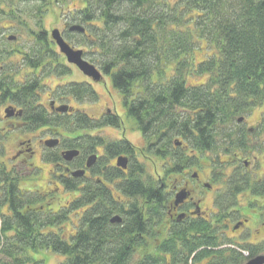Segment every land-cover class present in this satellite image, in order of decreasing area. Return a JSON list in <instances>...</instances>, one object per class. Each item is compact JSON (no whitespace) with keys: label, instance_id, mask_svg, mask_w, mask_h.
<instances>
[{"label":"trees","instance_id":"trees-1","mask_svg":"<svg viewBox=\"0 0 264 264\" xmlns=\"http://www.w3.org/2000/svg\"><path fill=\"white\" fill-rule=\"evenodd\" d=\"M83 3L82 8L69 12L72 22H67L63 37L82 48L83 58L110 77L127 117L142 134L144 146L134 153L128 142L105 144L97 136L82 142L73 137L61 143L67 150H80L70 166L73 171L81 170L84 160L100 145H106L110 156L122 153L131 160L126 173L115 169L105 175L108 182L117 181L118 195L96 179L85 180L81 186L84 179L60 176L64 188L78 195L53 213L41 211L42 196L21 189L18 171L0 163V264H28V252L44 249L64 256L59 264H129L138 249L148 247L157 232H162L153 229L162 216L164 199L156 194L158 182L144 175L145 165L137 161V153L145 159L147 155L161 161L169 158L164 162L165 174L191 168L204 152L214 154L218 165L220 154L233 157L237 151L245 152L250 142L246 138L249 132H232L233 122L256 107H264V0ZM51 7V0H0V106L9 102L22 109L19 120L27 132L45 126L53 127L59 135L71 131V126L72 131L119 127L122 122L115 113L102 119L80 111L58 115L36 104L41 86L38 75L71 73L43 28ZM3 21L23 33L24 47L10 48L13 41L4 38L9 29ZM71 25H80L85 32H71ZM200 41L208 51L195 63ZM14 56L21 62L15 73L26 67L35 78L17 82L10 76ZM202 76L206 81L189 82L191 77ZM54 93L79 102L92 103L98 98L87 82L58 83ZM261 116L252 137L264 135V111ZM258 148L264 150V136ZM59 150L49 159L55 165L63 162ZM233 183L231 191L242 184L241 180ZM118 199L121 204L115 202ZM145 200L144 208L141 202ZM227 200H232L230 195ZM70 212H79L78 227L63 237L54 227L64 224ZM113 215H120L122 221L112 224L109 219ZM172 236L177 242L172 243L168 233L152 254H144L135 264H197L205 260H209L207 264H244L243 252L253 253L250 248L240 252L221 248L223 243L208 223L177 224Z\"/></svg>","mask_w":264,"mask_h":264},{"label":"rangeland","instance_id":"rangeland-1","mask_svg":"<svg viewBox=\"0 0 264 264\" xmlns=\"http://www.w3.org/2000/svg\"><path fill=\"white\" fill-rule=\"evenodd\" d=\"M83 2L84 0H51L52 7L49 13L45 15V19L43 21V28L47 32L48 39L52 40L50 37L52 30L57 28L60 31H63L65 28L64 24H67V22H72L70 20V16H68L69 12L82 8L84 5ZM1 24L9 29L4 32V38L13 36L16 37L14 38L13 42H10V48L20 49L24 47L25 36H23V33H18V31L10 29L13 24L8 21H3ZM72 46L77 50L82 49L77 48L75 45ZM54 49H56L58 55H61L56 47H54ZM207 51L208 49L206 43L204 41L198 42L196 45V51L194 53L195 63H198L204 59ZM61 57L64 64L68 67L71 73L68 76L64 75L58 77L54 75H49L47 77L44 75H38L37 79L41 82V86L38 90L39 98L36 104H42L46 109H48L49 102L52 100L55 101V99L58 98L54 93L55 86H57L58 83L69 84V82H87V84L92 86L94 91L97 92V100L92 103L86 102L85 100L79 102L74 100L72 97H69L67 99L59 100L58 103L68 105L72 110L71 115L78 113L75 112V110L78 108L80 109V112L87 113L92 118L102 117V115H104V113H108L107 110H109L115 112L120 117L122 124L118 128L115 127V129L108 126L104 129H82L75 131H72L74 130V126H71V131H64L61 135L53 136L52 134L55 133L53 127H39V129H36L35 131H25L24 128L16 125V120L7 119L4 117V109L9 105V102H6L4 105L0 106V138L2 139V141L0 139V163L4 164L7 169L18 171L21 189L28 190L30 192L33 191L39 193L42 196L40 210H43L44 212H47L48 208L53 211L58 209L60 206H64L66 201L71 200L74 196H76V194L73 195L72 192H69L62 186L60 180V171L62 170L61 167L49 161L51 154L54 151H58V149L46 148L42 143L43 140L45 141L51 137H57L60 140V143L66 144L73 137L80 138V142H82L86 137L89 138V136H99L106 142H112L120 138L123 134V131H125L124 134L126 135L127 139L135 146L136 149H140V147L144 146L140 133H138V131H136L134 128V122H132L130 118L127 117L126 111H124L121 94L112 86L110 77L108 75H103L102 71H100L102 73V81L100 83H94L92 80L84 76L81 71L77 70L75 66L67 63L62 55ZM11 61V65L14 66L12 67L13 72H11V70L9 71L12 73L10 76H13L14 80L21 82L26 81V79H32L33 77L35 78V76L30 75V72L26 67L25 69L20 70V73H15L18 70L17 67L21 64L18 56H14ZM204 81H206L205 76L191 77L189 79V82H191L193 85ZM263 111L264 107H256L250 113L241 115L240 117L244 118L241 125L247 126L248 128L255 127L258 121L262 118L261 114ZM236 122L237 119L233 122L234 125ZM257 136L259 138H257L256 142L253 140L254 143H260V140L264 135L261 133ZM257 145L259 146V144ZM260 150L263 149L257 147V150L255 149L254 152H250L246 157H249L251 160H253V156H256L261 167H258L257 169V164L252 162L253 167L251 169L256 171L257 174H264V153H259ZM137 154L140 155L139 162H142L145 165L144 175L151 176L154 178V180H159L169 186L172 184L174 179H179L180 177L181 179L185 177L186 180H189L192 172L194 171L192 168H190L187 171H183L181 173L182 175L168 177L163 175V172L165 171L164 160L161 161V159H156L152 155L147 154L146 155L148 157H146L148 159H145L141 154ZM230 157L231 156H228L227 154H220L217 159L222 163V165H224L223 163L225 160L229 161ZM194 164L200 165L199 174L201 179L206 178V176L209 174L208 171H210L211 174L213 173L214 176L218 175L219 172H222V170H220L219 164L217 165L216 163L214 154L211 152H204L203 154L198 155L196 160H194ZM223 171L225 172L224 169ZM94 174L96 173L94 172ZM97 176L98 175L96 174L95 177ZM95 177L93 180L96 179ZM176 182L177 181L175 180L173 184ZM240 202L242 203V199ZM202 206L204 210L206 208L210 210L213 209V206L210 205V199H207ZM71 216L72 217H69L68 220L64 222V224L54 227V229L57 230L58 233L63 237H69L71 234H73L76 227H78L77 220L80 214L77 216ZM161 219V223H164L163 226L165 228V225H167L168 221L166 213ZM157 233V238H152V243L148 247L137 250V253L134 255V257H132L129 264H135L144 254H152L155 251V246L157 243H160V239L164 237L162 236V232ZM28 255L31 257V261L28 264H59L64 259V256L56 253L54 254L52 251L46 249L38 252H28ZM197 264H205V262H200Z\"/></svg>","mask_w":264,"mask_h":264},{"label":"flooded vegetation","instance_id":"flooded-vegetation-1","mask_svg":"<svg viewBox=\"0 0 264 264\" xmlns=\"http://www.w3.org/2000/svg\"><path fill=\"white\" fill-rule=\"evenodd\" d=\"M66 25L67 24H64L65 28L63 29V31H60L62 38H64L63 36H64V30L66 29ZM62 99L63 98L59 97V98H56L55 101L53 100L50 101L47 112L49 113L50 111L54 114H58V115L67 114L70 116L71 111H72L70 107H69L70 109L65 113H62V112L59 113L56 111V109L60 105H62L61 103H58L59 100H62ZM39 105L43 106L42 104H39ZM7 107H12L15 110V114L12 117H9L7 119L16 120L17 121L16 125L24 128L19 120L20 118H22L23 110L20 109L19 107H15L11 103H9ZM18 111H21L20 115L16 114ZM79 111L80 109L78 108L75 110V112H79ZM107 112L108 113H104L102 117H99L97 119H102L106 115H109L112 113L109 110H107ZM260 122H262V119L258 121V123ZM241 123L242 122H239L237 120L232 132L237 133V134L238 133L241 134L246 131L249 132L250 135L246 136V138L249 139L250 142L247 144L246 150H243L245 152H240L242 150L237 151L235 154H233V157H230L229 161L225 160V162L223 163L224 165H222V163L220 162L219 167H220V170H222V172H219L218 175L214 176L213 173L211 174L210 171H208L209 174L206 176V178L201 179L200 174H199L200 165L194 164V167L193 166L191 167L192 170L194 171L192 172V175L190 176L189 180H186L185 177L182 179L180 177L179 179H174L172 184L174 183L175 180L177 182L173 185L171 184L170 186L162 183L159 180H155L156 182H158L157 186L159 189V191L157 189L156 194L158 197L164 199L161 205V209H162L161 215L163 216L166 213L168 221H167V225H165V228H164L163 226L164 223L163 222L161 223V220H162L161 219L162 216H161L158 220V224H155L153 230L162 231L163 229H165L162 231V236L167 237V234L169 233V237H171V240H172L171 242L175 243L177 242V240L173 238L172 236L175 225L208 223L215 228L216 238L219 239L220 243H223L221 248H225V249L233 248V249L238 250L239 252L241 251L240 250L241 248H250V250L252 249L253 253L243 252V254L245 253L244 256L246 258V261L244 263H248L252 259H255L257 257L264 258V174L263 173L257 174L256 171L251 169L253 167L252 162L257 164L256 166L257 169L258 167H261L260 162L259 160H257L256 156L255 157L253 156V160H251L249 157H246L250 152H254L255 149L257 150V147H258L257 144L259 143H254L253 138L257 139L259 137L251 136V134L256 130L257 125L255 127L248 128L247 126L241 125ZM45 127L49 128L51 126H45ZM104 128H101V129H104ZM259 129H262V128H259ZM124 132L125 131H123L122 136L116 140L125 141V142H128L129 144H132L129 142ZM52 135L55 136L59 134L55 131V133H53ZM124 136L126 137V139ZM140 136H141L142 143H143L144 140L142 138L141 133H140ZM51 138H57V137H51ZM46 140H50V139H46ZM42 143L44 145V140L42 141ZM104 143L106 144L109 142H105L104 140ZM105 146L100 145L96 147L97 149L96 152L92 154L96 158L95 163L93 165H91L90 167H86V162L89 156H92V155H89L84 160V166L81 169L82 171H84L83 177L75 178V179H84V183L81 184V186H84L85 180L95 181L93 179L97 174L98 176L95 177L96 180L100 184L104 185L105 187L108 186V188H110V190L112 191L114 195H118L119 193L114 187V184L117 181L108 182L105 175L108 170H115V169L116 171L120 170L126 173L128 170V164L130 163V160H131L130 155H125L121 153L116 156H110L105 152ZM181 146L179 147L181 148ZM133 147L135 149L134 153H136L137 149L135 148L134 145ZM58 149H60L59 155L64 150H67V148L62 147L60 140H59ZM79 153H80V150H79ZM259 153H264V151L260 150ZM78 156L76 158H78ZM139 156L140 155L136 157L138 162L140 160ZM118 157H124L128 160L126 170H122L120 169L119 166L116 165ZM74 159L70 162H66L63 159V162L58 165L61 167V169H64V173L60 174V176L66 175V177H70L71 179H73L70 176L71 172L73 171L70 168V166L73 164ZM168 160L169 158H166V157L164 158V162ZM189 169L190 167H187V168L182 169L179 172H171V174H165L166 172L164 171L163 175H166L168 177L174 176V175H182L181 173L183 171H187ZM223 169L225 170V172L223 171ZM94 172L96 174H94ZM144 180H146V178H144ZM237 180H241L242 184L239 187H237V189H233V191H231L234 186L233 182H237ZM62 186L64 187L63 184ZM164 191H165V194H164ZM72 193L73 195L74 194H76V196L78 195L77 192H72ZM232 194L233 196H231ZM229 195H230V199H232L230 202L229 200H227V197ZM74 197L72 199H74ZM207 199H210V205L213 206L212 210L207 209V208L205 210L203 209L202 205L205 203ZM241 199H242V203L240 202ZM71 200L69 201L67 200L66 204L64 206H60L59 208L67 207L69 202H71ZM115 202H117V204L118 203L121 204V201L119 199L115 200ZM146 202L147 200H145L144 202H141L142 207L145 208ZM56 210L52 211L49 208L47 209V211L51 213H53ZM71 215L77 216L79 215V212L77 213L70 212L69 217H72ZM115 216L120 217V220H121L120 215H113L112 217H115ZM112 217H110V219ZM112 224H118V223H112ZM228 231L230 234L228 233ZM161 241L162 240L160 239V242ZM208 261L209 260H205L203 262L207 264Z\"/></svg>","mask_w":264,"mask_h":264},{"label":"water","instance_id":"water-1","mask_svg":"<svg viewBox=\"0 0 264 264\" xmlns=\"http://www.w3.org/2000/svg\"><path fill=\"white\" fill-rule=\"evenodd\" d=\"M69 31L71 32H80L84 33V27L80 25H72L69 28ZM50 37L52 38L53 42L55 43V46L57 49H59V52L61 55L64 56L67 63L73 65L76 67L77 70L81 71L84 76L92 80L94 83H100L102 81V75L99 72V70L93 66L91 63H88L85 59H83V51L81 49L76 50L75 48L71 47L69 44L66 43L64 38H62V35L60 34L59 30L56 28L55 30L51 31ZM14 36L10 37L9 40L13 41ZM68 110V106L62 105L59 106V108L56 109L57 112L65 113ZM15 114V110L12 107H8L4 111V115L6 118L12 117ZM17 115L21 114V111H18L16 113ZM243 117L238 118L239 122L243 121ZM57 139H50L44 142V146L46 148H54L58 145ZM177 146H180V143H176ZM79 154V151L77 149H72L68 151H64L61 154V158H63L66 162L72 161L74 158H76ZM95 156H89L86 167H90L95 163ZM127 162L128 160L124 157H118L116 165L120 167L122 170L127 169ZM84 174V171L82 170H75L71 173L72 178H82ZM179 196V195H178ZM177 196V198H178ZM181 196V195H180ZM181 198V197H180ZM112 223H118L121 222L120 217H112L110 219ZM246 264H264V258L257 257L255 259H252L250 262Z\"/></svg>","mask_w":264,"mask_h":264}]
</instances>
